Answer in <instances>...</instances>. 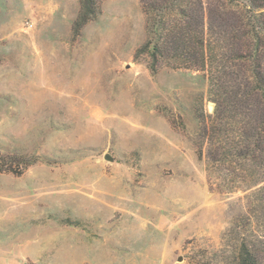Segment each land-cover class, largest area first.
Wrapping results in <instances>:
<instances>
[{
  "label": "rangeland",
  "instance_id": "rangeland-1",
  "mask_svg": "<svg viewBox=\"0 0 264 264\" xmlns=\"http://www.w3.org/2000/svg\"><path fill=\"white\" fill-rule=\"evenodd\" d=\"M201 1L240 73L244 6ZM96 3L77 32L80 0H0V264H238L264 237L234 117L258 98L231 84L220 122L209 67L137 56L143 0Z\"/></svg>",
  "mask_w": 264,
  "mask_h": 264
},
{
  "label": "trees",
  "instance_id": "trees-1",
  "mask_svg": "<svg viewBox=\"0 0 264 264\" xmlns=\"http://www.w3.org/2000/svg\"><path fill=\"white\" fill-rule=\"evenodd\" d=\"M229 1L233 5L244 6L243 12L237 14V30L245 35V53L240 57L243 70L240 73L234 67L236 65L220 63L221 44L226 40V33L223 29H209L207 33L201 0H143L148 16L149 39L138 50L137 56L148 53L153 59L150 66L153 72L158 59L164 54L186 61L184 64L187 67L203 70L209 67L211 94L216 97L215 117L220 122L233 118V105L226 91L231 84L242 82L248 89L245 97L254 95L258 98L260 105H247L234 117H239L238 123H241L246 137L241 148L245 150L240 157L258 166L254 173L258 174L254 196L257 202L264 203V0ZM80 2L81 12L75 23L77 32L97 13L96 0ZM171 16L174 18L170 19ZM254 114H260L257 121H254ZM259 242L256 247L249 242L241 245L238 264H264V237Z\"/></svg>",
  "mask_w": 264,
  "mask_h": 264
},
{
  "label": "water",
  "instance_id": "water-1",
  "mask_svg": "<svg viewBox=\"0 0 264 264\" xmlns=\"http://www.w3.org/2000/svg\"><path fill=\"white\" fill-rule=\"evenodd\" d=\"M105 159H107V160H109V161H113V160H114L113 157H111L110 155H106V156H105Z\"/></svg>",
  "mask_w": 264,
  "mask_h": 264
}]
</instances>
